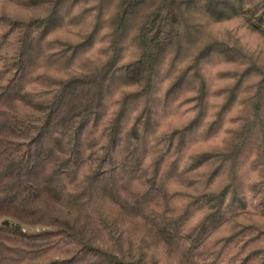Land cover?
Instances as JSON below:
<instances>
[{
    "label": "trees",
    "instance_id": "obj_1",
    "mask_svg": "<svg viewBox=\"0 0 264 264\" xmlns=\"http://www.w3.org/2000/svg\"><path fill=\"white\" fill-rule=\"evenodd\" d=\"M0 2V264H264V0Z\"/></svg>",
    "mask_w": 264,
    "mask_h": 264
},
{
    "label": "rangeland",
    "instance_id": "obj_2",
    "mask_svg": "<svg viewBox=\"0 0 264 264\" xmlns=\"http://www.w3.org/2000/svg\"><path fill=\"white\" fill-rule=\"evenodd\" d=\"M3 9H5L6 11L17 10V9H15L14 6H12L11 4L0 2V10H3ZM18 11H19V10H18Z\"/></svg>",
    "mask_w": 264,
    "mask_h": 264
}]
</instances>
